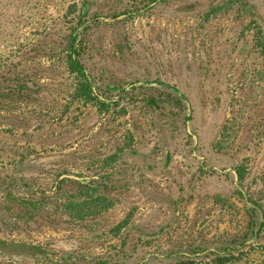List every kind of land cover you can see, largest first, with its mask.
Here are the masks:
<instances>
[{
    "label": "rangeland",
    "instance_id": "rangeland-1",
    "mask_svg": "<svg viewBox=\"0 0 264 264\" xmlns=\"http://www.w3.org/2000/svg\"><path fill=\"white\" fill-rule=\"evenodd\" d=\"M0 264H264V0H0Z\"/></svg>",
    "mask_w": 264,
    "mask_h": 264
},
{
    "label": "trees",
    "instance_id": "trees-1",
    "mask_svg": "<svg viewBox=\"0 0 264 264\" xmlns=\"http://www.w3.org/2000/svg\"><path fill=\"white\" fill-rule=\"evenodd\" d=\"M67 62L71 72L77 74L79 77V82L75 92L76 97L88 103L95 102L97 105L103 108L108 107V104L101 102L100 100H98L97 97L94 96V87L91 82L87 79L83 66L79 62L73 60L72 55H69ZM236 173L238 175L239 180H243L246 173L244 166H240L239 168H237ZM91 203H94L96 206L100 205L99 208L101 209H107L108 207H110L111 204V202L108 201L106 197L100 195L97 196V198H95L94 200H92ZM89 204V202H86L85 206ZM124 224H126V222L120 224L117 229H120Z\"/></svg>",
    "mask_w": 264,
    "mask_h": 264
},
{
    "label": "water",
    "instance_id": "water-1",
    "mask_svg": "<svg viewBox=\"0 0 264 264\" xmlns=\"http://www.w3.org/2000/svg\"><path fill=\"white\" fill-rule=\"evenodd\" d=\"M153 84H159V83L155 82ZM174 92L177 93V94H179V95H181V93L178 90H176V89H174Z\"/></svg>",
    "mask_w": 264,
    "mask_h": 264
}]
</instances>
